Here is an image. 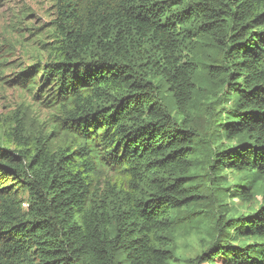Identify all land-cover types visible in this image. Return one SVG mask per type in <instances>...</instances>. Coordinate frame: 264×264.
Returning a JSON list of instances; mask_svg holds the SVG:
<instances>
[{
	"label": "trees",
	"instance_id": "16d2710c",
	"mask_svg": "<svg viewBox=\"0 0 264 264\" xmlns=\"http://www.w3.org/2000/svg\"><path fill=\"white\" fill-rule=\"evenodd\" d=\"M53 8L5 80L51 114L0 131V264H177L182 232L193 264H264V0Z\"/></svg>",
	"mask_w": 264,
	"mask_h": 264
},
{
	"label": "rangeland",
	"instance_id": "374dc122",
	"mask_svg": "<svg viewBox=\"0 0 264 264\" xmlns=\"http://www.w3.org/2000/svg\"><path fill=\"white\" fill-rule=\"evenodd\" d=\"M20 13L29 14L28 19L17 24ZM54 19L53 0H0V45L13 44L22 46L16 47L14 58L9 60L8 67H0V131L8 125L17 112L19 116L29 109L30 116L34 115L37 124L49 121L51 112L34 100L33 93L5 83L10 80L18 71L37 64L40 60H47L48 55H43L41 44L30 29H41L43 35H48L50 23ZM23 28L22 31L19 29ZM25 38V39H24ZM35 72V70L33 71ZM37 76V73L35 74ZM53 113V112H52ZM113 177V176H112ZM262 188L256 193V201L261 199ZM237 200V207L240 211H246L247 207L241 200ZM209 238L196 233L182 232L178 238V251L182 260L177 264H193L194 259L206 250ZM219 264H222L219 261Z\"/></svg>",
	"mask_w": 264,
	"mask_h": 264
}]
</instances>
